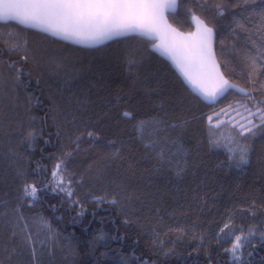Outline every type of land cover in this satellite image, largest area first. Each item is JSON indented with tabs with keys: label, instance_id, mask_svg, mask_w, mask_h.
<instances>
[{
	"label": "trees",
	"instance_id": "16d2710c",
	"mask_svg": "<svg viewBox=\"0 0 264 264\" xmlns=\"http://www.w3.org/2000/svg\"><path fill=\"white\" fill-rule=\"evenodd\" d=\"M261 9L264 0H179L168 16L185 33L193 15L212 28L224 77L248 92L213 107L145 38L84 50L0 24L16 30L0 36V264H264L263 241L231 254L217 236L225 225L264 233V124L233 142L206 121L230 101L264 108ZM70 184L96 199L72 206ZM32 185L27 210L65 241L37 260L21 234L28 213L14 212Z\"/></svg>",
	"mask_w": 264,
	"mask_h": 264
},
{
	"label": "snow or ice",
	"instance_id": "6c2138e0",
	"mask_svg": "<svg viewBox=\"0 0 264 264\" xmlns=\"http://www.w3.org/2000/svg\"><path fill=\"white\" fill-rule=\"evenodd\" d=\"M177 6L178 0H0V21H15L82 44H98L130 32L155 38L158 42L154 47L175 63L193 88L214 99L235 86L224 79L215 63L213 29L193 15L196 31L187 35L178 32L166 15ZM257 14L264 19V9ZM257 111L264 124V111ZM247 130L251 131V127ZM59 167L57 164V170ZM52 175L55 177L57 171ZM36 191L34 185L25 188L28 195L34 196ZM241 243L242 237L236 236L232 251Z\"/></svg>",
	"mask_w": 264,
	"mask_h": 264
},
{
	"label": "rangeland",
	"instance_id": "374dc122",
	"mask_svg": "<svg viewBox=\"0 0 264 264\" xmlns=\"http://www.w3.org/2000/svg\"><path fill=\"white\" fill-rule=\"evenodd\" d=\"M15 32L16 30H13L11 28H4L0 30V36L14 37ZM258 109L264 111V108L258 107L255 103H251L250 101H246L244 104L237 101L231 103L230 101L226 104L220 105L212 109L211 112L206 115V121L208 126L212 128L213 131H216L217 128L220 127H227L224 130L228 132H220L219 137L221 138L220 134H226L228 136L222 135L224 140L237 142L246 134L254 131L256 128H259L261 125H263L260 121V112L257 111ZM250 113L252 115H250ZM209 117L212 118L211 122H209ZM249 121H251V125L249 124ZM242 125L243 127H241ZM252 125H255V127H253ZM250 127L251 131H248L247 129ZM71 178H74L73 174H71ZM76 183L79 184V181H77ZM21 191H25L24 186L20 187L19 192ZM65 192L66 193L64 195H66L68 201L72 202V206L78 205L79 202L83 199H86L87 196L90 197L92 200L96 199L94 197V193L91 192L90 187L83 186L81 187V189L77 190L73 186V184H70L68 190H65ZM69 192L71 193V195H69ZM79 197L81 198L78 199ZM34 200L35 195L32 196L25 193L23 195L18 196L15 200L17 209H13V211L15 210V214L16 211L17 214L18 212L19 214H22L23 211H25V213H28L27 219H22L21 221V234L22 236H25L24 243L28 246V256L32 260H37L36 255H39V251L41 249L47 252L46 256L43 255L45 259L49 256L54 255L53 250H62L60 246L64 245L65 241L60 235H58V237L47 223L42 222L41 219L37 217V213H29L31 210L27 209L32 208ZM217 236L219 240L218 248L223 250L224 253L230 250L231 254H234V252L232 251V246L235 242L236 236L242 237V243L240 246H247L255 242H264V233L259 232L256 227L244 228L237 227L234 225H227V227L224 226L221 230L218 231ZM43 256L41 255V257Z\"/></svg>",
	"mask_w": 264,
	"mask_h": 264
},
{
	"label": "water",
	"instance_id": "95a60500",
	"mask_svg": "<svg viewBox=\"0 0 264 264\" xmlns=\"http://www.w3.org/2000/svg\"><path fill=\"white\" fill-rule=\"evenodd\" d=\"M178 5H179V0H178ZM177 10H178V6L175 9V11H171V10L168 11L166 13L167 19H168V16L175 15L177 13ZM9 23L15 24V25H17L18 27H20L22 29L36 32L38 34H41L43 36H46V37L51 38L53 40H56L58 42L67 44L69 46L76 47V48H80V49H84V50H95V49L101 48V47H103V46H105L107 44H110V43H112L114 41L121 40V39H125V38H130V37L145 38V39H147L151 43V48H150L151 52L154 53L157 57H159L160 59H162L163 61H165L166 63H168L170 65L171 69L174 71V73L177 75V77L181 80V82L187 88V90L191 93V95H193L194 97H196L202 104H204L206 106H213V105L217 104L229 92H233V93H235L238 96L243 97V98L248 97V92H246L245 90H243L238 85L233 84L229 80H228L229 83L231 85H234L235 87L228 88L223 94L217 95L214 99L202 95L199 91H197L196 89L193 88V86L188 82V80L184 77V75L176 67L175 63L170 58H168L166 55H163L159 50H157L154 47V45L158 42L155 38H149V37L140 35V34L135 33V32H130V33H127V34H124V35L114 36L113 38L108 39V40H105L102 43H98V44H82V43H77V42H75L73 40L63 39V38H61L59 36H56V35L51 34L50 32L42 31V30L37 29V28H32V27L20 25L19 23L15 22V21H0V24H3V25L9 24ZM168 23L170 24L169 20H168ZM191 27H192V30H191L190 33H194L196 31V24H195V22L193 21L192 18H191ZM173 28H175V27H173ZM176 30L178 32H180V33L185 34V35L189 34V33L182 32V31H180L178 29H176ZM213 33H214V31H213ZM212 52H213V56H214L215 63L218 66L219 72L223 75V73L221 71V68L219 66V63L217 61V58H216V54H215V33H214V37H213V41H212ZM223 77H224V75H223ZM224 79H226V78L224 77ZM208 86L211 87L212 86L211 83H209Z\"/></svg>",
	"mask_w": 264,
	"mask_h": 264
}]
</instances>
